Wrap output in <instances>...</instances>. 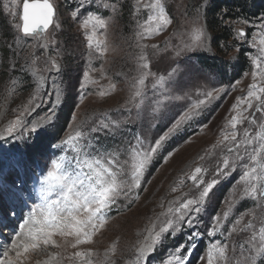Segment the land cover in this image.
<instances>
[{
    "label": "rangeland",
    "instance_id": "obj_1",
    "mask_svg": "<svg viewBox=\"0 0 264 264\" xmlns=\"http://www.w3.org/2000/svg\"><path fill=\"white\" fill-rule=\"evenodd\" d=\"M23 1L0 0V264H264V14L223 9L216 47L213 0H48L34 35Z\"/></svg>",
    "mask_w": 264,
    "mask_h": 264
},
{
    "label": "trees",
    "instance_id": "obj_2",
    "mask_svg": "<svg viewBox=\"0 0 264 264\" xmlns=\"http://www.w3.org/2000/svg\"><path fill=\"white\" fill-rule=\"evenodd\" d=\"M223 9L226 10V18L229 17L228 15H232L235 18L244 17L245 19H250V17H256L259 14H264V0H213L207 9V28L209 32L213 34V45L216 47L219 42L226 39L224 29L220 30L217 17ZM219 31L222 32L219 34ZM204 58V62L206 64H209L212 62V60L215 61V58L212 57ZM70 111V105L69 108L63 107L60 119L61 126H59L58 134H56L55 137H51L49 139L44 133L38 134L37 138L34 139V142L25 147V157L30 159L32 158L31 160H33V158L37 159L41 154L38 148L41 146L40 144H42L44 139H46L44 142L46 144L45 146H47L49 149L53 146L70 116Z\"/></svg>",
    "mask_w": 264,
    "mask_h": 264
},
{
    "label": "water",
    "instance_id": "obj_3",
    "mask_svg": "<svg viewBox=\"0 0 264 264\" xmlns=\"http://www.w3.org/2000/svg\"><path fill=\"white\" fill-rule=\"evenodd\" d=\"M54 8L48 0H24L21 5L20 31L25 35L42 34L53 21Z\"/></svg>",
    "mask_w": 264,
    "mask_h": 264
}]
</instances>
